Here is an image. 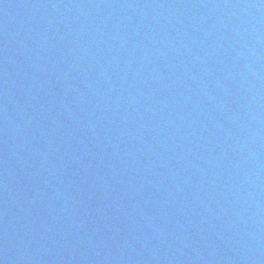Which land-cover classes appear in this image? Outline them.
<instances>
[{
	"label": "water",
	"instance_id": "water-1",
	"mask_svg": "<svg viewBox=\"0 0 264 264\" xmlns=\"http://www.w3.org/2000/svg\"><path fill=\"white\" fill-rule=\"evenodd\" d=\"M106 264H264V0H69Z\"/></svg>",
	"mask_w": 264,
	"mask_h": 264
}]
</instances>
